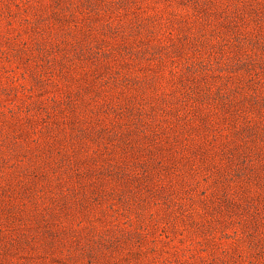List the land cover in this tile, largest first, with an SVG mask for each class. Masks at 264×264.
<instances>
[{
    "label": "rangeland",
    "instance_id": "rangeland-1",
    "mask_svg": "<svg viewBox=\"0 0 264 264\" xmlns=\"http://www.w3.org/2000/svg\"><path fill=\"white\" fill-rule=\"evenodd\" d=\"M0 264H264V0H0Z\"/></svg>",
    "mask_w": 264,
    "mask_h": 264
}]
</instances>
